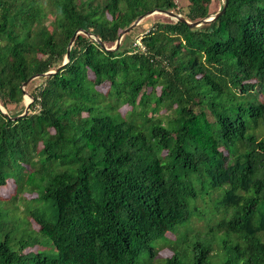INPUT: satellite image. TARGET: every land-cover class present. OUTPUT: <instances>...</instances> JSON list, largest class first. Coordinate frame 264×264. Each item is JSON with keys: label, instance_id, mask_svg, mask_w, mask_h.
Here are the masks:
<instances>
[{"label": "trees", "instance_id": "obj_1", "mask_svg": "<svg viewBox=\"0 0 264 264\" xmlns=\"http://www.w3.org/2000/svg\"><path fill=\"white\" fill-rule=\"evenodd\" d=\"M225 2L0 0V264H264V0L94 39Z\"/></svg>", "mask_w": 264, "mask_h": 264}, {"label": "water", "instance_id": "obj_2", "mask_svg": "<svg viewBox=\"0 0 264 264\" xmlns=\"http://www.w3.org/2000/svg\"><path fill=\"white\" fill-rule=\"evenodd\" d=\"M228 1H229V0H226L223 9H222L219 13H217V14H215V15H213V16H210L208 19L201 20V21H199V22H194V23H191V22L187 21V19H186L185 17H183V16H181V15H177V14L172 13V12L162 11V10H153V11H150V12H148L147 14H145V15L141 16L140 18H138V19L136 20V22H135L132 26H130L128 29L124 30V31L122 32L120 38L118 39V42H117L116 46L113 47V48H110V49L107 48V47H105L104 43H103L99 38H94L93 35H92V36L89 35V34H88L87 32H85L84 30H78V31L76 32V34L74 35V37L72 38L70 44H69L68 52H67V55H66V61L64 62V64H63L60 68H58L57 70L52 71V72H49V73H46L44 76H51V75H53V74H56V73H57V72H58L63 66H65L66 64H68V62L70 61V52H71V48H72V46H73V44H74V41H75V39H76V36H77L78 34H80V33H83V34H85V35H87V36H91V37H93V38L95 39V41H97V42H98V43H99L104 49H106L107 51H115V50H117V49L119 48V45H120V43H121V40H122L123 36H124L125 34H127L130 30H132L133 28H135L136 26H138V25L141 23L142 20H144V19L147 18V17H150L151 15H154V14H164V15L169 16V17H171V18H175L178 22H181V23H185V24H187L190 28L193 29V28L200 27V26H202V25H204V24L211 23V22L215 21L216 19H218L220 16H222V15L226 12V8H227V5H228ZM38 77H39V76H33L28 82H30V81H32L33 79H36V78H38ZM28 82L24 85V87H23V91H24V94H25V96H26V99H29V103H27V106H26V109H25L24 114H22L20 117H24V116H26V115L29 113L30 105L33 103V99H32V98H31V97L25 92V87L27 86ZM0 109L3 111V109L1 108V106H0ZM3 113H4L6 116H8L6 112L3 111ZM8 117H9V116H8ZM16 119H17L16 117H10V120H16Z\"/></svg>", "mask_w": 264, "mask_h": 264}, {"label": "rangeland", "instance_id": "obj_3", "mask_svg": "<svg viewBox=\"0 0 264 264\" xmlns=\"http://www.w3.org/2000/svg\"><path fill=\"white\" fill-rule=\"evenodd\" d=\"M154 15H161L160 17H158V19H162V20H169V18L171 19V17H169V16H166V15H164V14H154ZM154 15H151L150 17H147V18H145L144 20H142L141 21V23H144L145 24V22L149 25V27L150 26H152L153 24H154V21L156 20L155 19V17H154ZM213 16V15H212ZM184 17V16H183ZM153 19H155L154 21H153ZM173 20H176L175 18H172ZM143 24V25H144ZM138 39L140 40V36L138 37ZM137 44H139V41L137 42ZM108 88V85H106V87H105V89L104 90H106ZM26 100V99H25ZM13 188H14V183H13V181L11 180L10 182H9V184H8V186H7V188L5 189V190H2L3 191V193H5L6 194V196H9L10 195V192L11 191H13ZM171 255V252L170 251H164V252H162L161 253V257H169Z\"/></svg>", "mask_w": 264, "mask_h": 264}, {"label": "bare ground", "instance_id": "obj_4", "mask_svg": "<svg viewBox=\"0 0 264 264\" xmlns=\"http://www.w3.org/2000/svg\"><path fill=\"white\" fill-rule=\"evenodd\" d=\"M26 103H29V99H26Z\"/></svg>", "mask_w": 264, "mask_h": 264}]
</instances>
